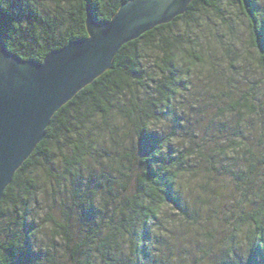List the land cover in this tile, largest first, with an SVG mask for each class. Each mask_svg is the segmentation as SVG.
<instances>
[{"label":"trees","instance_id":"trees-1","mask_svg":"<svg viewBox=\"0 0 264 264\" xmlns=\"http://www.w3.org/2000/svg\"><path fill=\"white\" fill-rule=\"evenodd\" d=\"M131 1L0 0V34L10 53L23 61L42 62L50 53L88 36L87 12L96 23L104 24ZM226 2L191 0L184 14L123 45L111 68L53 115L42 141L0 199V264H61L55 260L58 249L62 259L66 255V264L165 263L167 256L157 255L162 243L156 239L167 231L162 220L167 207L186 219L179 189L192 155L166 158L176 132L158 136L153 128L168 118L175 121L176 104L188 90V72L201 66L196 54L203 40L179 34L175 28L179 23L187 29L198 28L206 13L226 21L228 9L237 8L247 22L248 45L264 70V8L260 9L258 0ZM238 145L242 153H248L235 179L243 199L226 222L230 236L216 264H239L238 251L243 247L247 264H264V157ZM103 168L117 176L98 178L95 173ZM203 178L192 175L187 182L193 183L194 197L201 195L195 204L208 203L207 189L218 197L224 191ZM253 182L262 187L261 196L251 194ZM68 184L80 234L71 237L73 218L68 213L58 221L48 208L40 223L51 229L53 243L46 245V261L39 262L37 239L42 230L37 221L42 205L48 197V207L52 206L59 189ZM254 198L261 199L255 201L259 208L253 206Z\"/></svg>","mask_w":264,"mask_h":264},{"label":"rangeland","instance_id":"rangeland-1","mask_svg":"<svg viewBox=\"0 0 264 264\" xmlns=\"http://www.w3.org/2000/svg\"><path fill=\"white\" fill-rule=\"evenodd\" d=\"M227 3L228 0L225 4ZM258 4L260 9L264 8V0H258ZM225 17L226 21H222L206 13L201 15L198 28L187 29L181 23L175 28L179 34L188 33L192 38L198 35L203 40L199 42L201 46L196 54L199 60L201 58V66L188 72V90L176 104L175 121L170 122L168 118L153 128L158 136L176 132L168 145L166 158L175 159L186 153L188 156L192 155L188 163L191 168L187 167L184 171L179 189L180 203L187 220L184 221V215H179L173 207H167L162 217L166 221L167 231L164 237L156 239L162 243V246L158 244L157 255L167 256L166 264L218 262L220 253L224 251L223 242L230 236L226 222L230 221L232 211L237 213L243 199V190L238 187L239 182L235 179L243 169L248 153H242L238 144L247 147L244 149L250 147L254 154L264 157V70L257 62L259 56L248 45V28L244 17L237 8L228 9ZM102 170L95 173L100 179H103V174L108 178L116 175L112 170ZM206 170L211 171V174H204ZM192 175L196 179L204 177L205 183L223 188L224 191H218H223L221 197L207 189L210 198L208 203L195 204V200H201V190L197 189L200 196L194 197L190 190L193 183L187 185ZM68 187L70 184L59 189L50 207V199L45 198L47 202L42 205L43 213L38 214L37 224L42 230L41 235L38 232L37 239L39 246L36 255L40 258L39 262L46 261L49 256L46 245L53 243L50 241L51 229L40 223L42 215L49 209L53 210L58 221L63 219V214L68 213L73 218H69L73 232L71 237L74 239L77 233L80 234L79 219L73 216L75 207ZM251 189V194L257 195L255 197L261 196L262 187H259V183L253 182ZM103 191L104 189H100V193ZM246 195L249 197L250 192ZM256 200L260 202L261 199L254 198L252 204L259 208ZM83 236L80 235V238ZM81 239L77 241L80 242ZM238 253L239 264H247V249L243 247ZM55 258L61 264L68 263L66 255L61 258L59 249ZM165 263L160 261V264Z\"/></svg>","mask_w":264,"mask_h":264},{"label":"water","instance_id":"water-1","mask_svg":"<svg viewBox=\"0 0 264 264\" xmlns=\"http://www.w3.org/2000/svg\"><path fill=\"white\" fill-rule=\"evenodd\" d=\"M190 1L133 0L104 24L87 12L88 36L42 62L10 53L0 34V199L42 141L53 115L109 70L123 45L184 14Z\"/></svg>","mask_w":264,"mask_h":264}]
</instances>
